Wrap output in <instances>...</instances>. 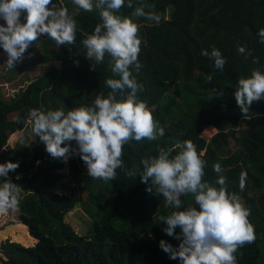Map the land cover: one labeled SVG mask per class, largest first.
Returning <instances> with one entry per match:
<instances>
[{
    "label": "trees",
    "instance_id": "16d2710c",
    "mask_svg": "<svg viewBox=\"0 0 264 264\" xmlns=\"http://www.w3.org/2000/svg\"><path fill=\"white\" fill-rule=\"evenodd\" d=\"M139 2L134 0V7ZM145 2L154 6L146 11L158 14L161 21L156 24L143 17L133 18L142 40L141 68L138 73L133 69V74L143 85L139 97L147 102L165 134L155 141L124 145V167L108 182L89 176L79 156L68 159L69 172L78 178L81 204L90 219L84 234L65 220L74 200L69 194L58 193L55 185L63 176L64 160L50 156L35 136L29 157L18 158L2 148L12 134L31 131L29 125L16 122L18 117L26 119L30 109L63 107L67 111L91 106L97 95L110 91L105 81L118 77L111 71L109 58L96 64L86 57L81 43L100 23L98 10L87 12L72 0H63L77 22L76 44L57 47L45 38L42 60L58 64L27 81L10 98L0 92V160L19 162L10 176L23 188L14 232L4 236L0 229V264H179L160 248V240L173 246L179 241L163 231L165 223L154 222L155 214L167 215L173 209L164 207L163 197L154 189L152 193L146 190L148 185L141 182L139 172L142 159L157 155L158 146L171 147L188 139L207 162L204 179L214 182L217 174L213 165L219 162L228 191L237 193L250 209L256 239L237 249L236 264H264V100L253 102L252 118L248 119L234 96L240 77L250 76L255 68L264 70V43L258 35L264 28V0ZM134 7L128 8L125 0L120 14L130 16ZM213 45L226 59L223 70L201 54L204 49L210 52ZM241 45L251 56L238 52ZM254 58L258 64L252 62ZM210 74L213 79L208 82L205 77ZM173 85L181 88L180 101L175 104L164 100ZM209 132L210 137H205ZM127 170H137V174L129 177ZM242 172L247 175L241 191ZM99 183L103 185L97 191ZM181 199L184 206L194 204L191 195Z\"/></svg>",
    "mask_w": 264,
    "mask_h": 264
},
{
    "label": "clouds",
    "instance_id": "9594fccd",
    "mask_svg": "<svg viewBox=\"0 0 264 264\" xmlns=\"http://www.w3.org/2000/svg\"><path fill=\"white\" fill-rule=\"evenodd\" d=\"M72 2L87 12L98 10L100 23L81 43L86 57L96 64L108 57L111 71L118 78L105 81L110 91L97 95L91 106L80 105L67 111L63 107L32 108L26 119L18 117L16 122L29 125L32 135L39 138L53 158L67 162L79 156L89 176L108 182L115 180L117 169L124 167V145L155 141L165 134L147 102L139 97L143 85L133 74V69L138 73L141 68L138 57L142 44L139 25L133 18L143 17L159 24L161 17L146 11L154 6L145 0L135 7L134 0H127V7H134L130 16L120 14L125 0ZM0 20L4 21L0 23V47L10 69L23 61L27 50L41 36L46 35L57 47L76 44L77 22L63 0H0ZM258 35L264 43V28ZM238 52L251 56L243 45ZM201 54L214 60L216 69L223 70L226 59L214 45L210 52L204 49ZM252 62L258 64L259 60L254 58ZM96 64L92 63V70ZM212 79L211 74L205 77L208 82ZM234 96L243 117L251 119L253 102L264 100V70L255 68L250 76L240 77ZM157 152L142 159L139 175L141 182L148 185L146 190L152 193L154 189L156 195L163 197L164 207L173 209L167 215L155 214L154 222L165 223L163 231L179 241L178 246H173L162 239L160 248L170 259H178L179 264H236L234 254L239 247L255 241V229L249 220L250 209L237 193L228 191L221 164L213 165L217 178L209 182L204 179L207 162L192 140L171 147L158 146ZM18 167L19 162L0 163V214L16 211L23 199L22 186L10 176ZM136 174L137 170L126 171L129 177ZM246 175H240L241 191L246 187ZM188 195L194 197V204L184 206L181 197Z\"/></svg>",
    "mask_w": 264,
    "mask_h": 264
},
{
    "label": "rangeland",
    "instance_id": "374dc122",
    "mask_svg": "<svg viewBox=\"0 0 264 264\" xmlns=\"http://www.w3.org/2000/svg\"><path fill=\"white\" fill-rule=\"evenodd\" d=\"M0 23H4V21L0 20ZM45 38H47L46 35L41 36L35 44L27 50L23 61L17 63L15 68L11 69L7 67L5 63L7 55L4 53L3 48L0 47V92L4 98H10V96L15 94L27 81L29 82L30 79L43 74L50 69L52 65L58 64V61L55 60L48 62L42 60V56L46 49V43L44 44ZM168 92L169 93L164 96L165 102L175 104L176 101H180V86L173 85L172 89ZM210 135L211 132L204 134L207 138H209ZM32 139L33 135L29 129L24 130L22 133L17 132L8 138L2 150L5 153L11 152V155H15L18 158H23L24 156H28L31 152ZM5 162L4 160H0V163ZM60 172L63 176L58 179L55 184L57 192L69 194L74 200V207L65 215V220L74 227L76 232L84 234L90 219L81 204L82 195L78 178L70 174L68 162L64 161V166ZM102 185L103 183H99L96 186V190H101ZM19 214V208L16 211H9L7 214H0V229L2 235L10 236L14 232V225L19 221Z\"/></svg>",
    "mask_w": 264,
    "mask_h": 264
}]
</instances>
